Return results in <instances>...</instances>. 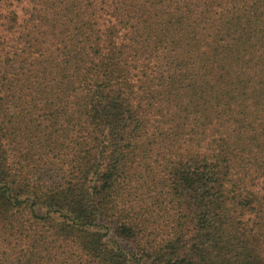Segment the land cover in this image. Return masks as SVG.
Listing matches in <instances>:
<instances>
[{
    "label": "trees",
    "instance_id": "1",
    "mask_svg": "<svg viewBox=\"0 0 264 264\" xmlns=\"http://www.w3.org/2000/svg\"><path fill=\"white\" fill-rule=\"evenodd\" d=\"M0 264H264V0H0Z\"/></svg>",
    "mask_w": 264,
    "mask_h": 264
},
{
    "label": "rangeland",
    "instance_id": "2",
    "mask_svg": "<svg viewBox=\"0 0 264 264\" xmlns=\"http://www.w3.org/2000/svg\"><path fill=\"white\" fill-rule=\"evenodd\" d=\"M122 246H124V244ZM124 247L126 248V246H124Z\"/></svg>",
    "mask_w": 264,
    "mask_h": 264
}]
</instances>
